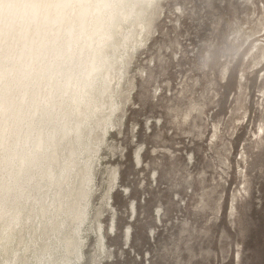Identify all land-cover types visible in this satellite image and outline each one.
Segmentation results:
<instances>
[{
  "label": "rangeland",
  "instance_id": "obj_1",
  "mask_svg": "<svg viewBox=\"0 0 264 264\" xmlns=\"http://www.w3.org/2000/svg\"><path fill=\"white\" fill-rule=\"evenodd\" d=\"M57 3L0 0V264H264V0Z\"/></svg>",
  "mask_w": 264,
  "mask_h": 264
},
{
  "label": "bare ground",
  "instance_id": "obj_2",
  "mask_svg": "<svg viewBox=\"0 0 264 264\" xmlns=\"http://www.w3.org/2000/svg\"><path fill=\"white\" fill-rule=\"evenodd\" d=\"M85 1V3L84 4H86V1H88V0H79V2H84ZM72 2H73V0H58V3H57V10H58V13H60L61 11H64L65 9H67V8H69L70 6H71V4H72ZM83 4V3H82ZM88 4H89V2H88ZM82 6V5H81ZM89 6V5H88ZM97 6H99V5H97ZM105 6H107V5H105ZM98 8V7H97ZM108 8V7H107ZM89 9L90 8H87V6L86 7H83V9H82V12L79 14V16H81L82 17V21L81 20H79V22H81V25H80V31H78L79 33L78 34H76V32H75V30H74V24L72 23V25H71V30H69V34H70V41H69V44H68V46H67V48L65 49V53H64V56H63V61H62V65L63 66H67V65H70V64H73V62L75 61V57H74V53L77 51V49H76V45L78 44V41H80V40H84L85 41V47H84V50L85 49H87L88 47H89V45L91 44V42H92V38H93V36H94V34L96 33H98V32H96V31H99L98 29H101V27L103 26V24H105V21H104V19H102V17H100V14H98L99 15V17L100 18H98L97 16H96V18H98L97 20L96 19H94V20H88L87 18L89 17L88 16V14H90V16H91V13H93V12H90L89 13ZM109 9V8H108ZM32 10V5L31 4H27L24 8H23V10H22V13L23 14H27V13H29L30 11ZM99 10V9H98ZM101 10V9H100ZM99 10V11H100ZM91 11H93V10H91ZM110 11V10H109ZM96 12V11H95ZM98 12V11H97ZM101 13V12H100ZM102 16V15H101ZM3 20H5V19H3ZM71 20H72V18H71ZM67 21V20H66ZM1 22V21H0ZM93 24V25H92ZM15 26L16 27H19L21 30L20 31H18L16 28H12L9 32H8V34L6 35V37H4L5 39H6V41H7V43H8V47L9 46H11V43L13 42V40L17 37V35H18V33L19 32H21V31H23V30H25L26 28H27V23H22L21 25H17L16 23H15ZM95 26V27H94ZM104 27V26H103ZM98 28V29H97ZM103 29V28H102ZM92 30V31H91ZM94 30V31H93ZM111 34V33H110ZM105 36H107V34H104L102 37L103 38H107V37H105ZM111 37V36H110ZM101 38V37H100ZM112 38V37H111ZM99 39V38H98ZM100 40V39H99ZM5 41V40H4ZM104 41V40H103ZM104 43V42H103ZM101 46V48H102V45H100ZM96 49V48H95ZM97 50V49H96ZM94 50V52H93V56H95L96 54L95 53H97V51H99V50ZM101 51V50H100ZM99 51V52H100ZM98 52V53H99ZM84 52L83 51H81L80 52V55H82ZM96 57V56H95ZM97 57H99V56H97ZM98 59V58H97ZM96 60L94 59V62H95ZM96 65V64H95ZM103 68V67H102ZM89 70H90V73H89ZM88 70V74H91L92 72H94L95 70H98V68H95V66L94 65H91V68ZM87 74V75H88ZM96 76V75H95ZM88 77V76H87ZM69 82V81H68ZM61 86V85H60ZM68 83H65V84H63V86H61V87H59L60 88V90H62V92H65L67 89H68ZM52 89H54V88H52ZM54 90H58V88L56 87ZM66 93V92H65ZM52 98V97H51ZM52 139H53V137H52ZM39 143H43L42 141H39ZM47 143V142H46ZM138 154V153H137ZM139 155H141V154H139ZM139 155H137V159H139L140 157H139ZM140 161V160H139ZM135 210V209H134ZM135 212V211H134ZM114 226H112V231L114 232ZM126 234H127V237L129 238V235H130V229H127V232H126ZM101 239H102V241H101V244H103V242H104V237H103V235L101 236ZM104 246V245H103ZM103 248V247H102ZM80 251V250H79ZM82 254V253H81ZM79 257V256H78Z\"/></svg>",
  "mask_w": 264,
  "mask_h": 264
}]
</instances>
